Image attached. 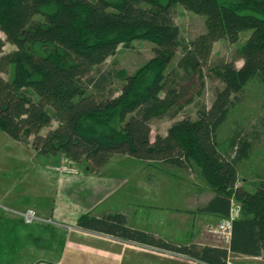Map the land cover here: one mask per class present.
<instances>
[{
	"label": "trees",
	"instance_id": "16d2710c",
	"mask_svg": "<svg viewBox=\"0 0 264 264\" xmlns=\"http://www.w3.org/2000/svg\"><path fill=\"white\" fill-rule=\"evenodd\" d=\"M205 17V33L188 46L178 69L219 81L211 106H201L197 119L174 121L165 135L151 137V120L164 116L178 101L180 78L170 69L182 48L181 33L172 16L173 5ZM249 12L243 14V12ZM43 16L45 22L36 23ZM0 31L16 52L0 58V131L30 146L38 156L64 158L72 165L103 168L113 156L200 170L215 197L201 213L228 217L232 201L240 205L230 245H167L173 253L205 264H227L232 255L260 257L264 253V180L254 192L239 187L240 163L253 143L236 131L230 153H221L218 134L232 108L242 101L245 87L264 82V0H0ZM243 64L210 63L219 41L237 43ZM147 41L154 57L133 75L125 76L121 92L100 97L93 91L100 67L116 55L119 45ZM14 76L5 80L6 65ZM207 67L205 75L203 68ZM164 96L162 97V95ZM53 119L57 128L41 135ZM92 219H79L80 228Z\"/></svg>",
	"mask_w": 264,
	"mask_h": 264
},
{
	"label": "crops",
	"instance_id": "0c3cea01",
	"mask_svg": "<svg viewBox=\"0 0 264 264\" xmlns=\"http://www.w3.org/2000/svg\"><path fill=\"white\" fill-rule=\"evenodd\" d=\"M59 158L36 154L32 160L37 163L36 172L42 181L32 182V186L25 188L28 192L23 188L0 193L3 206L15 211L32 208L41 219L33 225L15 219L3 222L6 229L2 243L14 255L9 254L8 261L14 264H203L173 253L166 246H218L207 229L223 217L199 212L215 194L197 168L192 171L201 185L191 184L188 177L192 175L175 167L163 166L172 171H151L140 168V163L138 170H106L116 159L131 161L126 156H113L97 172H91L88 165H73L75 172L60 175L54 171ZM22 160L33 162L27 157ZM246 183L244 179L239 187L247 188ZM22 195L26 198H19ZM84 216L94 220L90 229L77 226ZM250 261L264 263V253L260 257L232 255L227 264Z\"/></svg>",
	"mask_w": 264,
	"mask_h": 264
},
{
	"label": "rangeland",
	"instance_id": "374dc122",
	"mask_svg": "<svg viewBox=\"0 0 264 264\" xmlns=\"http://www.w3.org/2000/svg\"><path fill=\"white\" fill-rule=\"evenodd\" d=\"M246 13L249 12H243V14ZM172 16L175 24L180 29L182 48L176 54L170 69L177 67L178 60L184 54L183 47L188 46L194 39L206 31L205 17L189 12L178 4L172 7ZM35 22L43 23L45 22V18L38 16L35 18ZM251 33V31L242 32L237 43H230L224 40L217 42L213 47L210 63L212 64L222 59L234 63L233 65L237 68H241L243 62L237 52L244 46ZM4 37V34L0 31V58L3 55L9 56V54L16 52L15 47L6 43ZM153 55L154 45L147 41H133L130 44L119 45L116 55L109 57L98 69L100 74L92 76L94 80L100 79V75L104 78L103 82L98 83V87L93 88V91L96 94L98 93L102 98L111 95L117 96L125 83V76L122 73L129 76L133 75L139 68L152 59ZM176 70L180 78H182L177 80L175 87L178 92L177 104L166 115L154 117L151 120L150 131L152 139L157 134L165 135L167 129L174 121L183 118L196 120L198 109L201 106L209 108L212 104L211 102L214 100L215 90L223 87L219 81L206 77L204 78V87L201 88L199 79H197L199 78L198 74H187L184 69L176 68ZM203 71L205 75L208 74L207 67H204ZM13 73L14 66L13 64H9L4 67V73L1 75L5 80L10 81L14 76ZM243 90L241 103L236 104L230 114H228L226 123L220 127L217 140L219 149L223 154L230 153L232 150V139H234L236 131L241 134V138L248 139L253 143L248 157L240 163L238 186L245 179L247 182L246 189L254 192L256 190L254 188L255 185L264 180V82L254 80ZM51 122V125L45 128L41 135L46 136L50 131L57 128L58 123L56 120L53 119ZM14 142L6 133L0 131V193L5 192L7 189L11 191L16 189L17 192L18 190L22 191L23 188L32 186V182L37 184V182L40 183L42 181L41 175L36 172L35 166L37 163L32 160L35 159V151L30 146L24 147V145ZM24 157L29 158L33 162L30 163L28 160H22ZM59 159L60 161L57 163L59 166L54 170L55 172L60 175L75 172V166L70 165L64 158ZM129 160L131 161H117L116 159L106 170L133 171L142 168L143 170L151 171H172L168 168L164 169L163 166L161 167V165L156 163L143 162L133 158ZM140 163L142 164L141 167ZM189 174L192 175L188 177L191 184L197 182V185H201L197 178H195L197 176L195 172L191 171ZM19 198H26V196L22 195ZM9 219L22 220L12 213L0 211V264H14L13 261L7 260L10 252L5 248L6 245L2 243L6 229L3 222ZM10 256L14 257L12 253ZM252 262L247 263L256 264Z\"/></svg>",
	"mask_w": 264,
	"mask_h": 264
},
{
	"label": "built area",
	"instance_id": "2783aa9c",
	"mask_svg": "<svg viewBox=\"0 0 264 264\" xmlns=\"http://www.w3.org/2000/svg\"><path fill=\"white\" fill-rule=\"evenodd\" d=\"M61 168V167H60ZM231 211L229 216L223 218L218 224L208 226V233L213 237L218 246H225L226 248L230 245L232 237L233 223L240 217V205L235 201H232ZM0 211L5 213H12L22 219L26 225H33L36 222H40V218L37 212L33 209H25L24 211L11 210L2 204H0ZM205 264V263H203Z\"/></svg>",
	"mask_w": 264,
	"mask_h": 264
}]
</instances>
